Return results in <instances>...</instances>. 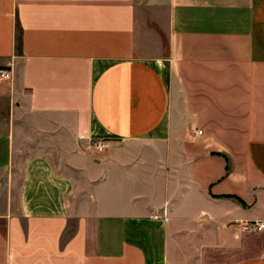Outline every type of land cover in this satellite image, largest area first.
Segmentation results:
<instances>
[{"label":"crops","instance_id":"crops-1","mask_svg":"<svg viewBox=\"0 0 264 264\" xmlns=\"http://www.w3.org/2000/svg\"><path fill=\"white\" fill-rule=\"evenodd\" d=\"M0 71V264H264V0H0Z\"/></svg>","mask_w":264,"mask_h":264},{"label":"built area","instance_id":"built-area-1","mask_svg":"<svg viewBox=\"0 0 264 264\" xmlns=\"http://www.w3.org/2000/svg\"><path fill=\"white\" fill-rule=\"evenodd\" d=\"M10 79H11V72L0 71L1 81H8ZM94 147L99 153H103L106 149L105 143L103 142L94 143ZM243 229L249 232H258L264 229V223L259 222V221L251 223V224L245 223Z\"/></svg>","mask_w":264,"mask_h":264},{"label":"rangeland","instance_id":"rangeland-1","mask_svg":"<svg viewBox=\"0 0 264 264\" xmlns=\"http://www.w3.org/2000/svg\"><path fill=\"white\" fill-rule=\"evenodd\" d=\"M99 142H100V141H99ZM94 143H98V142H94ZM94 143L92 144V147L95 149V147H94ZM95 150H96V149H95ZM105 150H106V149H105ZM96 152L100 155V154H103L105 151H104L103 153H99V152L96 150ZM253 223H254V222H253ZM249 224H251V223H249ZM244 225H245V223L242 224V228L244 227Z\"/></svg>","mask_w":264,"mask_h":264}]
</instances>
